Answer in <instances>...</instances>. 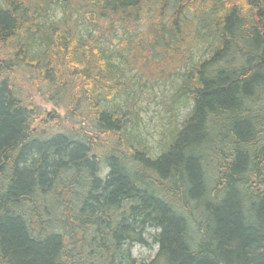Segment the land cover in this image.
I'll return each instance as SVG.
<instances>
[{"label": "trees", "instance_id": "16d2710c", "mask_svg": "<svg viewBox=\"0 0 264 264\" xmlns=\"http://www.w3.org/2000/svg\"><path fill=\"white\" fill-rule=\"evenodd\" d=\"M261 6L0 0V264H140L132 244H146L148 229L160 246L149 264H264ZM56 8L64 16L49 22ZM188 37L210 40L213 53L181 74L176 97L193 109L154 153L115 107L124 91L114 59L135 60L140 48L170 64L188 56ZM17 70L61 100L55 130L34 129L41 111L14 82Z\"/></svg>", "mask_w": 264, "mask_h": 264}, {"label": "rangeland", "instance_id": "374dc122", "mask_svg": "<svg viewBox=\"0 0 264 264\" xmlns=\"http://www.w3.org/2000/svg\"><path fill=\"white\" fill-rule=\"evenodd\" d=\"M262 7H257L254 10L255 19L258 21L264 20ZM63 16L64 10L56 8L50 11L48 21H59ZM84 30L86 29L83 26L79 27L80 33L85 32ZM188 38L191 41L189 50L192 49L188 56L181 55L178 51L177 59L172 60L173 63L170 64H167L169 62L167 59L152 61L147 58L146 60L140 48L137 50L135 60L132 55L128 61L118 55L114 59L116 65L122 69L120 86H123L124 91L117 101L123 103L124 111L128 114L127 119L132 123L133 138L145 139L153 148L154 153L159 151V143L166 139V134L170 128H173V124L175 122L182 124L193 109V104L185 97H176L177 89L181 84V74L185 72L186 67L209 60L213 53V49L208 45L210 40L203 42L198 38L196 42H193L192 38ZM145 40H148V36ZM165 42L163 40V44ZM148 55L150 56L149 53ZM156 57L159 55L157 54ZM183 61L185 64L176 72L174 67L178 63L181 65ZM17 71L19 72L15 74V78L20 79L24 99L27 102L34 100L40 106L41 115L37 118L34 128L39 130L46 127L55 130L65 120L66 110L62 106L49 103L33 86L31 78L26 77L27 73H22L21 70ZM173 115L177 117V121L172 120ZM214 170L215 167L212 163L207 170L210 176L209 179L207 175V180H210L211 187L214 185ZM156 234L157 230L148 229V244H135L132 248L133 255L143 261L151 262L159 251V246L154 243Z\"/></svg>", "mask_w": 264, "mask_h": 264}, {"label": "bare ground", "instance_id": "6f19581e", "mask_svg": "<svg viewBox=\"0 0 264 264\" xmlns=\"http://www.w3.org/2000/svg\"><path fill=\"white\" fill-rule=\"evenodd\" d=\"M14 82L19 86V89H20V91H22V93L24 94V92H23V88L20 86L21 84H20V79H17V78H15L14 79ZM32 82V81H31ZM33 83V82H32ZM18 91V90H17ZM19 94H20V92H19ZM259 98L261 97L260 95L258 96ZM45 99H47V101L49 102V103H52V104H56V102L58 103V102H60L61 100H59L58 98H57V100L55 99H53V100H49L47 97H44ZM61 103V102H60ZM114 104H115V107L117 108V109H124V105H123V103H120L119 101H117V99H114ZM39 108H40V106H38ZM190 115V114H189ZM124 119H125V117H123ZM186 120V119H185ZM184 120V121H185ZM183 121V122H184ZM132 122V121H131ZM34 129H36V128H34ZM172 128H170V130H171ZM55 165V164H54ZM167 190L169 191V192H167L166 193V195H165V198L166 199H168L169 197H170V195H172V194H174L173 193V191L175 190V187L174 186H167ZM173 202V201H172ZM144 238H145V241H146V244H148V239H147V235H144ZM154 243H156L158 246H159V243L157 242V240L156 239H154ZM135 244H140V243H135ZM133 246H134V243L132 244ZM160 247V246H159ZM132 257L133 258H135V261L134 262H137V263H140V264H149V262H146V261H143V260H141V259H138L137 257H135L134 255H132ZM220 264H225V263H220Z\"/></svg>", "mask_w": 264, "mask_h": 264}]
</instances>
